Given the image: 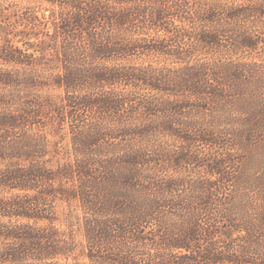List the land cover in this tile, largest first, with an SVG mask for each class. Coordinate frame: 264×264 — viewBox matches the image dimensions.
Here are the masks:
<instances>
[{"label":"trees","instance_id":"obj_1","mask_svg":"<svg viewBox=\"0 0 264 264\" xmlns=\"http://www.w3.org/2000/svg\"><path fill=\"white\" fill-rule=\"evenodd\" d=\"M0 264H264V0H0Z\"/></svg>","mask_w":264,"mask_h":264},{"label":"rangeland","instance_id":"obj_2","mask_svg":"<svg viewBox=\"0 0 264 264\" xmlns=\"http://www.w3.org/2000/svg\"><path fill=\"white\" fill-rule=\"evenodd\" d=\"M8 1V0H7Z\"/></svg>","mask_w":264,"mask_h":264}]
</instances>
